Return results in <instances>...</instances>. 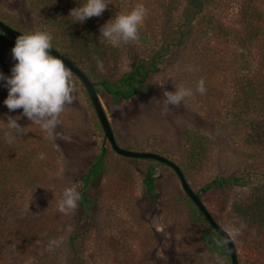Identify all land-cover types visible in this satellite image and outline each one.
I'll return each instance as SVG.
<instances>
[{
	"label": "rangeland",
	"instance_id": "374dc122",
	"mask_svg": "<svg viewBox=\"0 0 264 264\" xmlns=\"http://www.w3.org/2000/svg\"><path fill=\"white\" fill-rule=\"evenodd\" d=\"M137 3L147 9L138 40L112 46L97 40L98 31L90 47L101 50L100 55L63 50L93 82L102 78L117 81L135 60L150 59L163 41H172L186 23L188 0H110L101 14V25ZM252 16L259 17L251 22L257 25L256 38H252L247 23ZM263 18L264 0H208L184 42L171 46L160 70L149 76L147 85L153 90L138 91L117 104L99 90L117 143L129 150L156 152L176 162L228 233L234 230L229 226L232 203L248 200L252 186L259 185L258 179L264 176L256 178L253 174L252 183L246 187L200 189L217 177L264 170V138L259 135V126L254 129L253 124L255 117L264 121L262 112L255 113L258 108L248 106L246 95L238 94L235 86V78L247 72V65L255 66V62L248 63L250 56L256 60L261 57ZM0 19L23 33L43 30L26 0H0ZM11 41L0 54V72L4 75H10L15 63L11 55L15 41ZM97 59L103 62V72L97 69ZM70 74L75 86L72 102L59 114L51 135L23 116L18 121L24 127L23 135L15 136L7 128V116H18L22 110L9 112L3 104L7 89L0 82V135L10 139L12 156L17 148L26 150L24 157L28 158L44 154L43 160H30L29 175L17 174L26 189L2 213L6 235L0 244V264H67L75 255L69 243L74 233L82 234L84 264H230L227 257L205 244L202 234L209 229L194 215L175 171L116 153L98 124L82 82ZM201 79L203 94L195 91ZM163 82V88L157 85ZM174 86L191 88L193 95L165 108L163 91H175ZM194 144L200 155L192 160L188 154ZM102 145L107 150L103 174L88 189L93 199L91 212H83L79 202L75 209L59 211L63 190L72 186L79 192L81 178ZM149 165L156 166L157 194L153 200L143 184ZM237 252L240 264H248L239 244Z\"/></svg>",
	"mask_w": 264,
	"mask_h": 264
},
{
	"label": "trees",
	"instance_id": "16d2710c",
	"mask_svg": "<svg viewBox=\"0 0 264 264\" xmlns=\"http://www.w3.org/2000/svg\"><path fill=\"white\" fill-rule=\"evenodd\" d=\"M32 5L36 20L42 26L43 30L48 31L53 39L51 41L53 47L60 49L63 54V50H75L78 49L83 52V55L95 56L100 55L101 50L97 47L91 49L93 39L96 36L98 29L101 25V15L98 17H91L86 19L83 23H72V18L67 17L69 10L76 6V2L80 0H26ZM208 0H188V15L186 16V23L179 27L176 35L172 41H163L161 47L157 49L150 59L135 60L129 71L123 73L117 81H112L106 78L99 79L94 82L96 90H103L107 93L110 101L113 104H117L120 99H130L138 91H151L153 86L147 85L149 76L160 70V66L164 61L166 55L169 54L170 48L173 45H181L187 34L189 33L190 26L206 7ZM248 9V10H247ZM247 12L249 8H247ZM256 14L255 11L254 13ZM247 22L252 29V38H256L258 35L257 25L251 23L252 21L259 20L258 16H252ZM264 21V18H263ZM256 26V27H255ZM14 27V26H13ZM264 27V26H263ZM256 29V30H255ZM264 34V30H263ZM11 36L5 34L0 30V54L3 47H8L12 44ZM13 39V38H12ZM66 56V55H65ZM67 57V56H66ZM70 59V58H69ZM71 60V59H70ZM254 60V61H253ZM72 61V60H71ZM254 63L255 66H248L247 72L241 76L235 78L236 92L246 95V102L248 106L258 109H254V112L259 114L264 119V41L261 43V57L256 60L254 56H250L248 63ZM253 61V62H252ZM76 64V63H75ZM77 65V64H76ZM83 70V69H82ZM84 71V70H83ZM85 72V71H84ZM86 73V72H85ZM87 74V73H86ZM89 77V76H88ZM90 78V77H89ZM81 81V80H80ZM83 84V83H82ZM83 87L85 88L84 84ZM86 90V88H85ZM87 91V90H86ZM88 93V92H87ZM89 96V94H88ZM90 99V96H89ZM91 101V99H90ZM253 102V103H252ZM91 105L92 101H91ZM94 108V106H93ZM95 110V109H94ZM96 114V111H95ZM98 124L103 130V127L96 114ZM260 117L254 118V129L259 126L258 132L260 137L264 138V121H261ZM104 132V131H103ZM0 136V244L1 240L5 237V232L2 231V213L5 209L14 204V200L18 194H24L25 182H21V178L26 177L30 173L27 172L32 169L30 160L35 159L38 155L24 157L28 154L26 150L22 148L14 149L13 156L11 154L10 139L5 138L2 133ZM105 136V135H104ZM106 138V137H105ZM25 145V143H24ZM190 153L188 157L195 160L199 157L200 153L197 151L198 146L191 145ZM5 150H7L5 152ZM114 150V149H113ZM117 153V152H116ZM11 154V155H10ZM107 154L106 147L100 146L98 154L94 157L88 170L82 176V187L79 189L80 200L78 201L83 212L89 214L91 212V206L93 199L88 195V189L92 183L98 180L104 170L105 157ZM14 156L16 159H14ZM22 156V157H21ZM28 158V159H26ZM145 159V158H134ZM26 160V161H24ZM154 162L156 165H164L169 168L167 164L159 162L154 159H147ZM25 166L23 165V163ZM172 169V168H171ZM182 169V168H181ZM253 169V168H252ZM173 170V169H172ZM186 176L184 170L182 169ZM18 172V173H15ZM156 166L149 165L143 178V184L145 185L146 193L150 199H154L156 192ZM17 174L22 176L17 177ZM253 174L258 176H264V170L254 169L253 171H246L241 175H230L228 177H217L211 182L204 185L200 190L209 191L213 188L224 186H236L246 187L252 183ZM259 185H253V194L248 200L235 201L231 205V219L229 226L236 231V234L232 236L233 242L237 251V244L242 246V252L244 250L247 257L248 264H264V179H258ZM197 192V191H196ZM201 197L200 192H197ZM186 194V193H185ZM187 200L192 205V211L194 215H197L206 224L209 231H204L202 234L203 240L208 248L216 254L227 257L230 264L231 257L228 250L227 241L214 229L211 223L206 219L199 208L193 203V201L186 194ZM211 213V212H210ZM212 214V213H211ZM214 219L218 222L217 218L212 214ZM219 223V222H218ZM23 235V230L21 231ZM21 235H19L21 237ZM244 236V237H243ZM69 243L73 253L75 254L73 259L67 264H84V258L81 254L83 245V239L81 233H74L69 237ZM238 254V252H237ZM238 256V255H237ZM238 262L239 257H238Z\"/></svg>",
	"mask_w": 264,
	"mask_h": 264
},
{
	"label": "clouds",
	"instance_id": "9594fccd",
	"mask_svg": "<svg viewBox=\"0 0 264 264\" xmlns=\"http://www.w3.org/2000/svg\"><path fill=\"white\" fill-rule=\"evenodd\" d=\"M109 4L110 0H80L69 10L67 17L72 18V23H83L88 18L100 16ZM146 16L147 9L143 3L135 4L129 11L118 12L99 27L97 40L112 46L136 41L139 38V27ZM52 39V35L46 30L20 33L11 48L15 63L10 69V75L0 72V82L7 89L3 104L9 112L22 110L20 115L7 116L4 121L15 136L24 134V127L18 123L21 116L51 135L57 126L59 114L66 104L72 102L75 86L65 62L51 51ZM96 66L103 72L102 61L97 59ZM157 85L163 88L164 82ZM174 87L175 91H163L165 108L168 105H179L185 98L193 95L191 88ZM195 91L204 93L202 79L197 82ZM37 158L43 160L44 154L41 153ZM79 200L80 193L75 187H66L58 209L61 212L75 209ZM236 231L233 230L229 235H235Z\"/></svg>",
	"mask_w": 264,
	"mask_h": 264
},
{
	"label": "water",
	"instance_id": "95a60500",
	"mask_svg": "<svg viewBox=\"0 0 264 264\" xmlns=\"http://www.w3.org/2000/svg\"><path fill=\"white\" fill-rule=\"evenodd\" d=\"M0 30L4 32L5 34L11 36L12 40L15 41V38L20 35V33H23L19 31L18 29L12 27L5 21L0 19ZM54 54L60 56L62 60L65 62L66 67L68 70L73 72L84 84L90 99L92 101V104L94 106V109L96 111V114L99 118V121L103 127L104 135L106 139L110 142L112 148L115 152L118 154L129 157V158H145V159H154L159 162H162L164 164H167L170 166L175 173L177 174L182 188L184 192L189 196V198L193 201V203L199 208V210L203 213V215L206 217V219L211 223V225L214 227L216 231L227 241L228 244V250L231 257V263L232 264H239L238 257H237V251L235 244L233 242L232 237L229 235V233L214 219L210 211L207 209L205 204L203 203L202 199L200 198L199 194L191 187L189 184L186 176L184 175L181 167L174 162L173 160L169 159L168 157L151 151H134L129 150L121 147L116 139L115 135L112 129V126L109 122V119L107 117V114L105 112V109L101 103L99 92L96 90L94 82L88 77V75L73 61H71L68 57H66L64 54H62L58 49L53 47L51 50Z\"/></svg>",
	"mask_w": 264,
	"mask_h": 264
},
{
	"label": "flooded vegetation",
	"instance_id": "af4514ba",
	"mask_svg": "<svg viewBox=\"0 0 264 264\" xmlns=\"http://www.w3.org/2000/svg\"><path fill=\"white\" fill-rule=\"evenodd\" d=\"M13 27V26H12ZM15 28V27H14ZM14 39V38H13Z\"/></svg>",
	"mask_w": 264,
	"mask_h": 264
}]
</instances>
